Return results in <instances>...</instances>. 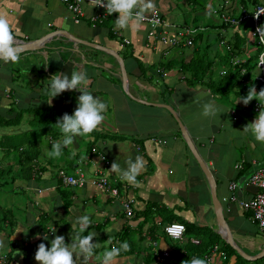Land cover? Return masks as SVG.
Here are the masks:
<instances>
[{
	"label": "crops",
	"instance_id": "obj_1",
	"mask_svg": "<svg viewBox=\"0 0 264 264\" xmlns=\"http://www.w3.org/2000/svg\"><path fill=\"white\" fill-rule=\"evenodd\" d=\"M218 1L220 6V0ZM177 2L154 0L155 10L166 22L175 26L186 22L176 21L168 14L176 7ZM207 2L209 8L211 2L210 0ZM228 3L232 5L231 0H227L226 4ZM237 4L238 2L233 3L234 12H230L233 6L226 12L234 14L235 10L237 11L236 7H240ZM83 8L84 17L78 19L65 10L60 0H0V14L8 19L15 36V44L39 41L38 49L22 51L19 58V62H24L26 68H32L29 71L31 75L38 70L41 71L29 81L32 88L41 91L50 84V78L57 73H65L70 77L73 71H82L91 82L89 88L92 94L99 96L107 105L105 119L96 130L100 135L92 148L89 151L86 147L81 152L78 150V141L82 137H75L74 144L69 146V150L72 153L74 150L75 155L71 153L67 161L71 173L65 174L74 175L75 169H80L85 184L81 188L64 186L72 193L71 204L65 212L55 190L58 180L56 171L65 172L60 159L52 161L48 153H44V157L36 161L37 166L45 168L39 178L28 181L16 180L12 184L10 190L17 197L16 202L24 207V211H20L22 216L19 215L15 219L16 224L10 232V238L16 240L15 250L23 252V247H27L26 261L22 260L25 254L22 253L17 258L12 256V263L37 264L34 257L38 245L44 243L50 248V242L54 239L50 226L56 230L55 235L64 236L65 243L70 244L71 235L76 231L71 228V224L77 217L83 215H89L91 218L90 228L84 234L97 233L93 243L101 244V247L96 248L98 252L88 260V264H100L96 256L103 252L104 244L105 248L109 246L106 244L107 240L114 239L122 228L134 230L139 223H143L140 230V236L143 238L139 245L141 252L118 257L117 264H143L145 252L150 254L153 263L155 253L162 251L169 253L174 264H182L177 263L179 258L192 257L196 253L190 245H199L200 240L205 243L210 241L207 230L192 229L184 232L180 240L171 239L162 232V226L168 223L206 227L218 235L207 182L190 155L177 123L167 111L170 109L212 176L215 195L220 203L231 240L243 255L252 257V260L243 259L230 248L247 263L250 261L251 264H264V245L253 239V231L244 233L238 228L242 225L240 223L244 222L253 225L249 221L248 212L238 203H228L224 200L230 195L227 190L229 183H236L237 188L233 194L238 200L245 201L253 196L254 189L246 185V177L260 168L264 158L261 156L257 158L252 141L257 145V150H260L261 146L264 149V143L255 141L250 133L242 131L247 123L253 122L256 118L258 113L254 111V106L258 103L252 104L253 113L247 115L249 121L243 119V115L232 108L233 103V107L243 106L241 102L236 103L239 97L229 98L230 94L223 100L218 99L220 97L202 84H186L182 75L177 72L175 62L180 58L187 62L192 56L193 46L172 47L157 39H151L147 36L148 27L145 24L140 30H116L114 22L118 15L108 16L101 25L90 26L87 16L95 12V9L88 5ZM212 27L217 28L215 25ZM123 39L127 40L128 44L124 45ZM202 39L203 42L205 37L202 36ZM112 55L120 59L124 75H121L119 63ZM173 60L175 62H172L170 69L163 70L164 66L161 64ZM13 65L14 63L0 60L2 116L8 114V107L18 99L17 94L11 95L6 92H10V89L5 81L9 83L16 78L11 75L15 74L12 71ZM38 74L41 76L35 77ZM122 80L128 97L122 92ZM63 95L66 98L68 96L65 92L60 94L52 100L51 105H55ZM28 96L26 95L24 99H28ZM35 96L30 97L35 99ZM44 97L43 104L49 105L47 102L50 97L47 95ZM209 100L215 101L219 111L213 117H204L201 115L202 105ZM74 107L72 112L76 110L77 105ZM233 128L235 129L232 130ZM231 133H239L246 137V146L242 143L238 145L234 140L228 141L227 136ZM84 139L89 143L93 138ZM56 141L50 140L46 143L50 151L53 142ZM237 150L240 153L234 159L236 155L234 151ZM136 156H141L145 161V167L137 177V185H130L120 180L116 174L107 172L113 162L117 161L121 168H125L126 161L135 160ZM225 157L233 158L232 162H226L227 169L223 166ZM238 164L241 165V169L235 170L234 167ZM100 175L105 176L111 186L118 185L116 197L91 184L93 177ZM126 199L132 201L130 217L125 216L121 207V203ZM146 205H153L161 213L152 211L153 214L143 221L138 214ZM28 208L31 210L28 211ZM41 213L44 215L45 232L39 229ZM152 224L156 228L151 229ZM259 235L260 232L255 230L254 236ZM44 236L48 239L45 240ZM218 237L220 238L219 235ZM0 241H3L0 252H7L8 241L3 233H0ZM177 246L185 247L179 252V257L176 256ZM213 246L217 248V252L212 255L213 264H240L236 262L234 255L227 261L220 259L218 256V253L222 252L219 250L220 241ZM209 248L208 253L211 250ZM76 264H83V260L77 259Z\"/></svg>",
	"mask_w": 264,
	"mask_h": 264
},
{
	"label": "trees",
	"instance_id": "obj_2",
	"mask_svg": "<svg viewBox=\"0 0 264 264\" xmlns=\"http://www.w3.org/2000/svg\"><path fill=\"white\" fill-rule=\"evenodd\" d=\"M231 2V6H233V3L235 4L236 2H238L237 6H240L242 11L248 13L249 16H251L253 8L261 4L262 0H231ZM192 3L196 4L194 0H192ZM199 7L204 9L203 5H200ZM223 9L224 8L221 7V11H223ZM216 11L218 14L220 13L219 9H217ZM239 15L240 12L238 16ZM230 16V18L234 20L238 19V16L236 17L232 14H230ZM261 25H264V23H262ZM179 27H188L195 30L194 34L191 37V45L193 46L192 56L187 62H183L181 58L178 59L177 62H175L174 60L163 62L161 64L162 66H164L163 70L170 69V67L172 66V62H175V64L177 65L176 70L182 75L186 84H202L207 87L213 94H219L224 98H227V96H229L230 92L232 91H234L233 96L235 97L244 96V90L246 89L247 84L250 82L249 76L247 75L254 68L255 59L260 51V48L257 47L254 57H247L244 61L240 60L237 62H233V59L239 58L242 54L246 53V40L248 37V33H251L253 29L251 17L242 20L238 24L237 29L243 31L244 35L233 32L231 37H229V39L222 44H220L222 42V38H220L218 34L215 35V40L220 45L225 47L222 55L216 54L217 57L220 58L218 61H220V63L228 65V69L225 71L223 70V73L218 74L216 77H210V75H208L215 63V58L207 59L203 57L200 52V48L196 46L197 43L202 42V30L206 27H197L194 25L189 26L187 22H184L183 25H179ZM215 27L219 28L220 30H225L228 28L230 29V26L228 24H223L222 22H220ZM211 28L214 27L211 26ZM247 30H249V32ZM207 48L208 46L204 45V49ZM175 49H177V47ZM242 70L243 73H241ZM254 81L258 83L256 80ZM28 100L29 103H32L35 99L29 97ZM65 100L67 101V98L65 95H63V97H61L56 103L57 106L56 104L51 106L42 104L34 108L30 106L20 107L18 106V104L11 103L7 110L8 114L4 116L0 115L1 128L17 127L20 121V116L22 114L28 113V115H30L29 120L27 121L28 125L30 126L29 134L26 133L29 130L23 132H18L16 130L15 132H11V134L7 133L0 137V188L9 187L11 189V185L16 180L28 181L32 178L37 179L39 178L38 176H40V174L45 171L44 167L36 165V161L40 156L38 144L40 145L41 140L42 142L48 143V141L50 140L56 141L63 138L62 134L60 133L57 126H55V124L57 122V119L62 117L63 114H73V106L67 104ZM52 109H57V115L52 116ZM99 135L100 134L97 131H94L89 135L93 139L86 147L87 151L92 148L94 141ZM117 186L118 185H116V188ZM66 187L61 184L60 179L56 181L55 190L58 194L61 208L64 212L71 204L70 197L72 195L71 190L67 189ZM152 211L153 213H161V211L156 209L153 205H146L143 211H141L138 215L143 218V221H146L147 217L153 214ZM40 215L41 217L39 218L40 220L38 222L40 227L39 229L41 232H45L43 219L44 215L42 213ZM247 215L249 217L248 213ZM15 219L16 218L11 209L6 207L5 205H0V233H3L4 237L8 241V250L0 256V264H13L12 251H14L17 246L16 240L10 238V232L11 230H13V227L16 224ZM142 225L143 223L137 224L134 230H130L128 227L122 228L120 232L116 234L114 239H111L112 244H109V246H107L106 248L110 249L113 245L118 247L121 243L127 241L130 245V250L127 252H122L119 257L139 254V252H141V247H139V245L143 242V238L140 236ZM152 226L150 225L151 229L156 228L155 226ZM190 229L194 231L207 230L206 232H208V237L210 239V241H207L206 243L200 240L198 241L199 245H190V248L194 250V252H196L194 255H192V257L190 256L191 258H202L203 255L208 253V247L211 248L214 244L220 241L219 250L224 254V259L226 261L230 256L234 255L236 258V262L238 261L240 262V264H246L245 261H243L238 255H236L234 251L210 229L206 227H198L196 225H184V232H187ZM151 234H153V230H151ZM183 248L179 246L175 247L177 257H179V252ZM26 251L27 247H23V252L25 253ZM144 251L145 249L143 250V252ZM197 251H199V253H197ZM96 252H98V249L94 250V253ZM26 253L23 254V261H26L27 259ZM144 256L145 257L143 259V264H151L152 258L150 254L145 252ZM190 257L185 259L179 258L177 260V263L187 261L188 259L190 260Z\"/></svg>",
	"mask_w": 264,
	"mask_h": 264
},
{
	"label": "clouds",
	"instance_id": "obj_3",
	"mask_svg": "<svg viewBox=\"0 0 264 264\" xmlns=\"http://www.w3.org/2000/svg\"><path fill=\"white\" fill-rule=\"evenodd\" d=\"M89 4L104 8L109 16L113 13L118 14V18L114 22L116 30H140L148 19V14L155 10L154 0H90ZM260 15L261 12H257L255 17L259 18ZM256 31L259 33L260 42L264 43V25L258 27ZM19 58L20 49L16 47L13 30L8 19L0 14V60L5 63H18ZM49 81L50 84L43 91L50 97L49 102H47L50 106L52 100L65 91L80 93L74 113L72 115L63 114L55 124L63 138L52 144L48 155L58 158L62 155L63 149L74 144L75 137L89 136L98 129L105 119L104 113L107 110V105L99 96L93 97L89 88L91 82L86 73L82 71H73L70 77L65 73H57ZM253 100L258 102L260 110L254 121L248 123L242 132L250 133L255 141L264 143V88L257 92L254 85L250 86L247 95L239 96L236 103L242 102L244 106H247ZM202 109L201 115L204 117H213L219 111L214 100L204 103ZM72 154L75 155L74 150ZM144 167L143 158L136 156L135 160L128 159L126 161L125 168H121L117 161L113 162L107 172L116 174L120 180L130 185H137V177ZM90 225L91 218L89 215L77 217L71 224V228L76 229V231L71 235L70 244L65 243L64 236L55 235L56 230L50 226L54 239L50 242V248L44 243L38 245L34 257L37 264H76L77 259H82L83 264H88V260L95 254L94 250L101 247L100 243H93L97 233L87 232L84 234ZM36 238L39 239V237ZM44 239L47 240L48 237L44 236ZM106 244L111 245L112 240L108 239ZM0 247H3V241H0ZM129 250L130 245L124 241L118 247L113 245L110 249L106 248L100 255L96 256V259L100 264H117V258L121 253ZM182 264H207V262L205 259L193 257L182 262Z\"/></svg>",
	"mask_w": 264,
	"mask_h": 264
},
{
	"label": "rangeland",
	"instance_id": "obj_4",
	"mask_svg": "<svg viewBox=\"0 0 264 264\" xmlns=\"http://www.w3.org/2000/svg\"><path fill=\"white\" fill-rule=\"evenodd\" d=\"M173 1L175 3H176V1H178V2H177L176 7L168 12L170 18H174L176 21L177 20L178 21L179 20H185L188 23L189 26L194 25V26H197V27H206V28H204L202 30V36L205 37V40L203 42H201L200 44H197L196 46L197 47L201 46L200 52H201L203 57L208 59V58H213L214 55L216 56V58L214 59L215 63L212 66V68H211L210 72L208 73V75H210V77H212V76H217L220 73H223V70L225 71V70L228 69V65L224 64V63H220V61H218L220 58H218L217 55H222L223 52H224V48L225 47L220 45L215 40V35L218 34V36L220 38H222V42L224 43L226 40L229 39V37H231L233 32H237V33H239L241 35H244V32L241 31V30H238L236 28H233V29H229L228 28V29H225V30H220L219 28H211L212 25L217 26V24H219L220 23L219 21L221 20L217 13H215V14L212 13V10L216 11L217 7L219 6L218 5L219 4L218 0H210V2H211L210 4L211 5H210L209 8L206 7L207 4H208L207 0H194L196 4L192 3L191 0H186L187 1L186 3H183V1H185V0H173ZM224 1L225 0H220V5L221 4L223 5ZM200 5H203L204 9L200 8L199 7ZM230 7H231L230 3L225 5L226 10H228ZM230 12H234V6L232 7V10ZM235 16L237 17L238 14H236ZM169 22H171V21H169ZM247 31L249 32V30H247ZM208 35H210L209 38L206 37ZM212 36H213V38H212ZM207 38H208V40H207ZM204 45H207L208 48L204 49ZM246 46H247L246 53L242 54L239 58L233 59V62L234 61H240V60L244 61L247 57H254L255 56L258 46H257V44L255 42V39L253 37H251L250 33H248V37H247V40H246ZM31 69L32 68H26V65H25L24 62H19L18 64L14 63L12 71L15 72V74L12 73L11 75L16 76V78L15 79L13 78V80L10 81L9 83L5 81L6 86H8V88L10 89V92L9 91H6V92H8V94L11 93V95L17 94L18 97L17 96L16 97L18 99L16 98L17 99L16 103H18V106H20V107L30 106V107L34 108V107L42 105L44 103V101H45V100H43V99H45L44 95H46L45 91H43L44 88H42V90L40 91V90H38V88H32V86L29 84V81L32 80L33 76L35 74H37V73L40 74L41 71L38 70V71H36V73H33V75H31L29 73V71ZM39 74L36 75L35 77L41 76ZM256 74H257V70L255 68H253L249 72V74L247 75V76H249V81L250 82L247 84V87L244 90V96L247 95L248 89L252 85H254L256 87L257 92H259V90L261 88H264V85H262V84L260 85V84H258V83H256L254 81ZM13 92H14V94H13ZM233 92L234 91L230 92L231 95L229 96V98H234V96H233L234 93ZM26 95L27 96L29 95L28 97H30V96L32 97V95L33 96L36 95L35 96V101H33L32 103H29L28 99H24ZM40 95H42V96H40ZM215 95L220 97L218 99L223 100V98H224V97H221V95H219V94H215ZM244 96H242V97H244ZM254 102L258 103L256 100H253V101H251L249 103V105H247V106H244V105L243 106H239L238 108L237 107H233L234 106V103H233V106H232L233 111H235V112L237 111L238 114L241 113L243 115V117H244L243 119L246 120L247 119V115L250 114V112H252V104ZM15 104H14V106H15ZM56 106H57V104H56ZM73 108H75V107H73ZM56 112H57V109H54L51 112L52 116L57 115ZM10 116H12V115H10ZM29 117H30V115H28V113L22 114L20 116V121H19V124H18L17 127H6V128H1L0 127V137L3 134H7V133L11 134V132H15L16 130L18 132H23V131L29 130L28 132H26V133L29 134L30 126L28 125V122H27L29 120ZM226 118H228V116H226ZM234 129L235 128H233L232 130H234ZM87 137H89V140L92 139V137L86 136V137H82L80 139V141H78V143H79V149L78 150L80 152L82 151V149L84 147H87L88 144H89L86 141V139H84V138H87ZM227 140L228 141L234 140V141L237 142L238 145L242 143V145L246 146V144H247L246 143L247 142V138L244 137L243 135L239 134V133H236V134H232L231 133V134H229L227 136ZM252 144H253V147L256 148V151L254 150V153L257 155V158H259L260 156L262 158H264V149L262 148V146H261L260 150H257V145H254L253 141H252ZM48 148H49V145L47 146L46 143L42 142V140H41L40 145L38 144V150L40 152V156L38 157V160H41L44 157V153H49L50 152V150ZM245 149L247 150V147ZM243 150L244 149H243V146H242L241 152H243ZM71 153L72 152L69 150V147H68L67 149H63V153H62V155L60 157H58V158L50 157V158H51L52 161L54 159H56V160L60 159V163L62 164L63 168L65 169L64 173L69 174V173H71V170L68 167V162L67 161H68V159H70ZM239 153L240 152L238 150L236 152L234 151V154H236L234 159L237 158ZM251 153L253 154V151H251ZM232 161H233L232 157H225V163H224L225 165L223 164V166L227 169L226 162L229 163V162H232ZM226 169H224V170H226ZM20 199H22V198H20ZM16 200H17V197L11 192L9 187H1L0 188V205H5L9 209H11V211L14 214L15 218L17 219L19 217V215L22 216L21 212L24 211L23 210L24 207L20 203L16 202ZM27 210L30 211L31 208H28ZM27 210H26V212H27ZM35 210L36 209H34V211ZM240 224H242V225H239L238 228L244 233H246L247 231H253L255 233V230L257 231V229L253 225H250L248 223L245 224V222L244 223H240ZM254 233L252 235L253 239L255 241L257 240L258 242L260 241L261 244L264 245V236L260 233V235L257 237V236H254ZM105 246L106 245L104 244L103 251L106 249ZM3 253L4 252H0V256ZM22 253H24V252H22L19 249L18 250H14V251H12V256H14V258H17L18 255L20 256V254H22ZM248 263H250V261H248Z\"/></svg>",
	"mask_w": 264,
	"mask_h": 264
},
{
	"label": "built area",
	"instance_id": "obj_5",
	"mask_svg": "<svg viewBox=\"0 0 264 264\" xmlns=\"http://www.w3.org/2000/svg\"><path fill=\"white\" fill-rule=\"evenodd\" d=\"M61 4L65 8V10L73 15L76 18L84 17V6L88 5L92 8L93 5L89 4L90 0H60ZM226 1L223 5L218 6L217 9L220 10L218 14L217 11L212 10V13H217L220 17V21L223 24H228L230 28H238V24L242 21L251 17V23L253 29L250 33L251 37L255 38L257 46L260 48L259 53L255 59L254 68L257 70V74L255 76V80L264 85V43H261L259 40V33H257L256 29L264 23V0L262 3L255 6L251 12V16L248 13L241 10V7L235 10V13L232 15L238 16V19L230 18V14L226 12L225 8ZM221 7L224 8L221 11ZM95 12L89 14L87 16V21L90 23V26L101 25L109 15L106 14L104 8L94 7ZM257 12H261L259 18H256L255 15ZM118 14L113 13L110 16H116ZM148 27L147 36L151 39H157L160 42L164 43L167 46H190L191 45V37L194 34L195 30L188 27H179L174 24L166 22L162 16L154 10L153 12L148 14V19L144 22ZM123 44H128V41L123 39ZM222 44V42H221ZM237 62V61H234ZM243 73V70L241 71ZM259 105L254 106V111L259 112ZM94 152V151H93ZM103 160L102 157H100ZM235 170H240L241 165H235ZM57 178L60 179L61 184L71 188H81L85 184V179L83 172L80 169H75L74 175H66L63 170H58ZM91 184L100 189L101 191L116 197L117 189L113 187L108 182V179L103 176H95L91 180ZM246 185L250 186L254 189L253 196L248 200H238L233 194L234 190L237 188L236 183H229L227 186V190L230 192V195L224 200L228 203H238L239 206L246 212L249 213V221L253 224V226L264 236V160L260 168L253 171L250 175L246 177ZM131 199H126L121 203L122 211L124 212L126 217L131 216ZM162 232L165 236L174 239L180 240L184 234V225L181 223L173 222L168 223L162 226ZM196 242V241H194ZM154 245V243H152ZM217 252L216 246H213L209 253L202 256V259H205L207 264H213L214 259L212 255ZM220 259H224V254L222 252L218 253ZM155 259L152 264H174L173 259L170 257L169 253L162 251L160 253H155Z\"/></svg>",
	"mask_w": 264,
	"mask_h": 264
},
{
	"label": "water",
	"instance_id": "obj_6",
	"mask_svg": "<svg viewBox=\"0 0 264 264\" xmlns=\"http://www.w3.org/2000/svg\"><path fill=\"white\" fill-rule=\"evenodd\" d=\"M38 45H39V41L37 40V41L28 42V43H19L16 45V47L20 49V52H22V51H33L35 49H38L39 48ZM100 51H102V50H100ZM112 56L115 57V59H117V62L119 63V66H120V62H121L120 59L116 58V55H112ZM120 69H121V75H124L122 65L120 66ZM65 92L68 95L66 103L69 104L70 106H73V107L76 106L78 96L80 95V93L74 92V91H65ZM122 92L124 93L125 96L128 97V93L125 89V85H124L123 80H122ZM92 95L94 98L97 97L96 94H92ZM167 111L170 113V115L173 117L174 121L177 123L181 137H182L190 155L192 156V158L194 159V161L198 165L202 175L204 176V178L207 182L208 189H209V195H210V201H211L212 210H213L214 219H215L216 228H217V234L240 257H242L243 259L252 260V257H246L245 255H243L242 252L234 245L233 241L231 240L229 231L227 229V226L225 224L224 218H223L222 213H221L220 203L218 202L216 195H215V185H214V181L212 179V176H211L209 170L207 169V167L204 165V163L202 162V160L198 156V154L196 153V150L194 149V147H193L192 143L190 142L188 136L184 132V129H183L182 125L180 124L179 120L177 119L176 115L174 114V112L170 109H167ZM253 259H254V257H253Z\"/></svg>",
	"mask_w": 264,
	"mask_h": 264
}]
</instances>
